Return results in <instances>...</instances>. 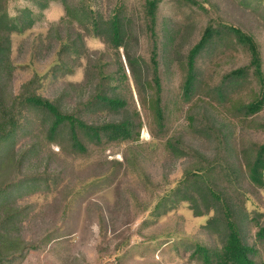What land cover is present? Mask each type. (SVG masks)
<instances>
[{
	"label": "trees",
	"instance_id": "16d2710c",
	"mask_svg": "<svg viewBox=\"0 0 264 264\" xmlns=\"http://www.w3.org/2000/svg\"><path fill=\"white\" fill-rule=\"evenodd\" d=\"M30 1L41 11L52 1L64 9L59 25L66 40L59 44L52 77L83 48L79 33L70 36L71 27L100 39L106 50L88 58L84 82L71 90L47 98L40 89L48 75L34 72L14 92L11 38L29 29L34 18L27 8L10 16L8 0H0V264H20L30 253L59 261L47 248L52 242L55 249L60 246L52 228L36 241L24 239L31 206L18 200L40 187L57 190L73 161L120 146L125 147L122 161L104 162V157L96 177L108 180L127 165L145 176L137 144L144 127L160 151L185 163L180 179L155 206L157 215L185 201L195 217L207 216L203 229L213 242L192 245L189 259L264 264V221L245 208L249 187L264 190V120H258L264 112L262 36L227 19L218 0ZM236 8L261 22L264 32V7L239 0ZM226 50L222 70L207 78ZM182 117L191 137L210 141L208 149L194 146L174 128ZM236 130L249 136L241 138L238 149ZM54 144L59 161L49 149ZM33 160L36 168L26 170Z\"/></svg>",
	"mask_w": 264,
	"mask_h": 264
},
{
	"label": "rangeland",
	"instance_id": "374dc122",
	"mask_svg": "<svg viewBox=\"0 0 264 264\" xmlns=\"http://www.w3.org/2000/svg\"><path fill=\"white\" fill-rule=\"evenodd\" d=\"M218 1L225 5L227 19H233L243 29L262 36L260 40H264V32H261L263 24L248 13L237 10L239 0ZM249 1L264 7V0ZM23 8L32 12L34 24L24 33H15L11 38L13 91L17 92L34 72L41 76L48 75L40 93L50 99L63 88L71 90L72 85L77 87L82 84L88 60L106 50L102 41L82 31L77 25L71 27L70 36L75 37L79 33L83 48L79 55H70L69 66L60 67L54 78L51 67L56 63L59 44L66 40L65 29L59 25L64 15L63 6L60 1H52L41 11L30 0H8L10 16ZM229 53L226 50L222 53L224 55L216 57L218 59L207 78L222 70L225 60L222 57ZM126 73L130 77L127 67ZM258 120H264V112ZM187 123L182 117L174 124V128L183 132L187 141H192L194 146L208 149L210 141L207 142L203 137H191ZM236 132L234 142L238 149L241 138L246 140L249 136ZM137 144L141 155L139 166L145 176L134 166L127 165L113 172L108 180L106 177H96L102 169L98 163L104 161V157V162L111 159L122 161L125 147L120 146L98 158L73 161V170L71 173L68 170L63 172V183L57 190L52 187L48 191L40 187L18 200L20 205L31 206L22 228V236L26 241H36L49 228L60 236L58 250L54 242L47 246L55 250V257L59 261L46 254L30 253L20 264H195L189 259L192 245H209L213 242V238L203 229L207 216L195 217L185 201H179L161 215H157L158 211L155 210L158 202H162L180 179L184 160H174L166 152L160 151L145 127L140 131ZM49 149L54 159L59 161L58 147L54 144ZM37 163L36 160L29 162L26 170L35 169ZM107 168L104 167V170ZM68 188L71 193H66ZM249 188L245 208L250 217L262 222L264 190ZM64 205L66 219L62 221ZM99 216L102 217V225L99 224Z\"/></svg>",
	"mask_w": 264,
	"mask_h": 264
}]
</instances>
